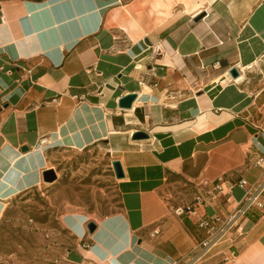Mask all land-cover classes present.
<instances>
[{"label":"crops","instance_id":"obj_1","mask_svg":"<svg viewBox=\"0 0 264 264\" xmlns=\"http://www.w3.org/2000/svg\"><path fill=\"white\" fill-rule=\"evenodd\" d=\"M96 144L125 176L106 215H64L83 264H264V208L194 250L198 220L234 209L238 182L263 173L264 0H0V220L61 153ZM217 184L230 200L195 202Z\"/></svg>","mask_w":264,"mask_h":264},{"label":"rangeland","instance_id":"obj_2","mask_svg":"<svg viewBox=\"0 0 264 264\" xmlns=\"http://www.w3.org/2000/svg\"><path fill=\"white\" fill-rule=\"evenodd\" d=\"M110 159L100 144L63 152L52 168L57 174L54 182L12 199L0 220V264H83V247L63 218L73 209L99 218L118 207Z\"/></svg>","mask_w":264,"mask_h":264},{"label":"built area","instance_id":"obj_3","mask_svg":"<svg viewBox=\"0 0 264 264\" xmlns=\"http://www.w3.org/2000/svg\"><path fill=\"white\" fill-rule=\"evenodd\" d=\"M156 53L157 50L154 48L151 57L155 56ZM233 66L242 73L243 67L241 64L237 63ZM214 67H222L221 61H217L214 64ZM30 72L31 70L26 71L25 75ZM257 163L263 169L262 176L254 183H251L246 179H241L238 182V185L244 190V193L234 209L227 214L217 211L210 216L205 215L198 220L197 224L199 229L203 232V237L194 248V250L196 249L197 251L196 260L200 259L203 254H206L215 244L228 240L229 235L232 232H238L241 229L243 221L248 218L251 209L264 208V158H260ZM220 193H223L226 196L229 194V192L223 191L222 184H217L212 188H207L205 193L198 194L195 198V202L198 204L204 203L205 195L211 196V202H213L218 198ZM227 199L230 200V196H227ZM176 211L180 214H191L196 212V206L193 202L180 206Z\"/></svg>","mask_w":264,"mask_h":264},{"label":"water","instance_id":"obj_4","mask_svg":"<svg viewBox=\"0 0 264 264\" xmlns=\"http://www.w3.org/2000/svg\"><path fill=\"white\" fill-rule=\"evenodd\" d=\"M203 16H204V14L198 16L196 18V21L200 20ZM229 74L232 76V78L236 79V78L240 77L241 72L235 66H231L229 68ZM136 97H137L136 93H130V94L123 96L119 100V107L131 108ZM148 137H149V135L143 130H138L137 132H135L133 134V139H145ZM27 149H28V147H26V146L23 148V150H27ZM112 166H113V171H114L115 177L117 179H121L125 176V172H124V168H123L121 160H119V159L113 160ZM43 178H44L45 182H54L57 179V174H56L55 170L48 169V170L44 171ZM86 226L88 228L89 233H94L98 227L97 223L94 220H89L88 222H86Z\"/></svg>","mask_w":264,"mask_h":264},{"label":"bare ground","instance_id":"obj_5","mask_svg":"<svg viewBox=\"0 0 264 264\" xmlns=\"http://www.w3.org/2000/svg\"><path fill=\"white\" fill-rule=\"evenodd\" d=\"M242 67H243V66H242ZM250 67H251V66H250ZM250 67H248V68H250ZM245 69H247V68H244V67H243V71H244ZM243 71H242V72H243ZM229 75H230V74H229ZM241 75H242V74H241ZM230 77L232 78V76H231V75H230ZM242 79H243V75H242V77H240L239 79L237 78V80H236V81H239V80H242Z\"/></svg>","mask_w":264,"mask_h":264}]
</instances>
